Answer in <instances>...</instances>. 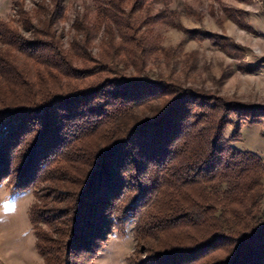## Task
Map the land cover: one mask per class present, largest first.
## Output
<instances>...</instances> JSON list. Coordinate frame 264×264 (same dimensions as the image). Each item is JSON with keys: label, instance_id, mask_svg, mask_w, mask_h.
<instances>
[{"label": "trees", "instance_id": "16d2710c", "mask_svg": "<svg viewBox=\"0 0 264 264\" xmlns=\"http://www.w3.org/2000/svg\"><path fill=\"white\" fill-rule=\"evenodd\" d=\"M53 1L48 20L34 25L23 13L20 30L0 22V182L32 190L29 220L44 263L92 264L113 228L133 221L138 249L127 264H177L221 242L232 252L226 264H264V162L230 144L264 110L144 74L152 44L128 16L109 17L129 48L104 43L96 71L106 76L91 79L87 42L64 47L51 28L61 10ZM114 1L105 0L110 9ZM184 31L224 48L222 36ZM113 48L124 56L111 61ZM127 63L136 75L120 72ZM141 252L147 259L135 262Z\"/></svg>", "mask_w": 264, "mask_h": 264}, {"label": "rangeland", "instance_id": "374dc122", "mask_svg": "<svg viewBox=\"0 0 264 264\" xmlns=\"http://www.w3.org/2000/svg\"><path fill=\"white\" fill-rule=\"evenodd\" d=\"M57 1L61 10L56 12L57 15L54 13L51 28L60 36L64 47H68L72 38L87 42L86 52L90 59L83 66L89 68L91 79L106 76L105 72L96 71L100 65L98 54L104 43L111 40L115 47L121 44L129 48L119 35L118 23L109 17L113 14L123 18L128 16L130 22L139 27L138 34H145L147 44H152L150 50L145 52L144 74L159 76L178 87L210 94L246 109L256 108L262 114L264 68L257 64L247 67V63L264 56V0H115L116 7L112 9V3L106 4L105 0ZM53 2L0 0V22L17 28L18 19L24 13L35 25L38 17L49 19ZM193 29L224 37V48L209 46L207 41L197 37H188L184 30ZM20 32L28 38L26 31ZM110 35L111 39L108 38ZM0 48L6 46L0 42ZM111 51V61L117 60L118 55L124 56L122 49L117 56L113 52L118 51L114 48ZM130 57L127 55V58ZM118 68L124 75H136V67L130 63ZM233 127L229 124L224 129L226 138ZM230 144L237 150L256 154L264 162V115L255 122L239 124L238 134ZM262 183L260 207L264 209V177ZM24 191L30 193V199L21 205L16 214L0 222V264H45L36 251L29 220L32 190L15 189L13 183L0 182V195ZM39 191L38 196H41L44 191ZM132 225L133 221L116 225L96 248L92 264H127V257L138 249L133 247ZM189 255L187 253L177 264H226L232 258V252L223 242L219 246L217 244V249L202 252L199 257ZM147 257L146 253L141 252L133 258L136 262ZM78 260L87 261L84 254ZM154 261V258H148L146 264Z\"/></svg>", "mask_w": 264, "mask_h": 264}, {"label": "clouds", "instance_id": "9594fccd", "mask_svg": "<svg viewBox=\"0 0 264 264\" xmlns=\"http://www.w3.org/2000/svg\"><path fill=\"white\" fill-rule=\"evenodd\" d=\"M28 199H30V193L27 191L0 195V222L16 214Z\"/></svg>", "mask_w": 264, "mask_h": 264}, {"label": "crops", "instance_id": "0c3cea01", "mask_svg": "<svg viewBox=\"0 0 264 264\" xmlns=\"http://www.w3.org/2000/svg\"><path fill=\"white\" fill-rule=\"evenodd\" d=\"M244 11H246V9H244ZM256 64L258 65V67L264 68V56L260 59L258 58L257 60H255V59L251 60L250 62L247 63V67H252Z\"/></svg>", "mask_w": 264, "mask_h": 264}]
</instances>
